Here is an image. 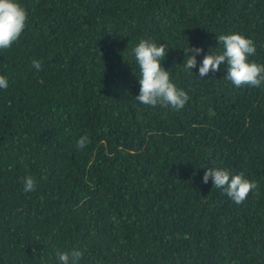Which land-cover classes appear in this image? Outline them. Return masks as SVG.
Listing matches in <instances>:
<instances>
[{"label": "trees", "instance_id": "trees-1", "mask_svg": "<svg viewBox=\"0 0 264 264\" xmlns=\"http://www.w3.org/2000/svg\"><path fill=\"white\" fill-rule=\"evenodd\" d=\"M18 3L26 28L0 50V264H59L73 249L80 264H264V85L235 87L224 64L198 72L232 32L264 64V0ZM149 38L189 96L179 111L135 98L132 49ZM206 168L243 172L260 195L237 204L202 182Z\"/></svg>", "mask_w": 264, "mask_h": 264}, {"label": "clouds", "instance_id": "clouds-1", "mask_svg": "<svg viewBox=\"0 0 264 264\" xmlns=\"http://www.w3.org/2000/svg\"><path fill=\"white\" fill-rule=\"evenodd\" d=\"M27 11L18 3V0H0V50L9 49L14 42H18L27 25ZM217 42L222 46V52L209 51L203 55L199 64L200 77L208 73L220 71L222 64L226 67L224 78L237 88L260 87L264 85V64L250 61L249 57L256 54V45L251 38L240 33L221 34ZM183 64L188 72L197 67L196 56L202 52L199 46L187 47ZM168 47L157 44L153 40L140 39L133 47L132 54L139 66L140 77L139 94L136 100L150 107H166L179 111L189 100L188 94L177 87L170 79L169 72L162 67ZM32 67L41 70V61L33 59ZM192 72V71H191ZM8 87L7 78L0 75V88ZM90 143L85 134L76 141L77 149H84ZM211 178L213 186L223 192L235 203L240 204L248 198L249 193L260 195L258 182L249 180L243 172L233 174L224 168H206L202 182L207 184ZM23 191L30 193L36 189V180L32 175L22 178ZM59 264H80L84 251L73 249L70 252L57 251Z\"/></svg>", "mask_w": 264, "mask_h": 264}]
</instances>
